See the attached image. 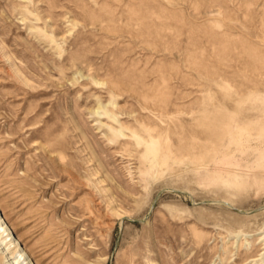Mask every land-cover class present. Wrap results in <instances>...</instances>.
I'll use <instances>...</instances> for the list:
<instances>
[{"label": "rangeland", "instance_id": "obj_1", "mask_svg": "<svg viewBox=\"0 0 264 264\" xmlns=\"http://www.w3.org/2000/svg\"><path fill=\"white\" fill-rule=\"evenodd\" d=\"M0 216L35 264H264V0H0Z\"/></svg>", "mask_w": 264, "mask_h": 264}, {"label": "bare ground", "instance_id": "obj_2", "mask_svg": "<svg viewBox=\"0 0 264 264\" xmlns=\"http://www.w3.org/2000/svg\"><path fill=\"white\" fill-rule=\"evenodd\" d=\"M7 241L8 243H6ZM12 247L15 248V251L12 257L13 261L9 264H35L0 216V250L5 255V258H9L7 255ZM6 261L8 262V260Z\"/></svg>", "mask_w": 264, "mask_h": 264}]
</instances>
